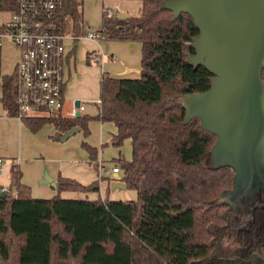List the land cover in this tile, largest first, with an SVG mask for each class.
I'll list each match as a JSON object with an SVG mask.
<instances>
[{
	"label": "trees",
	"instance_id": "16d2710c",
	"mask_svg": "<svg viewBox=\"0 0 264 264\" xmlns=\"http://www.w3.org/2000/svg\"><path fill=\"white\" fill-rule=\"evenodd\" d=\"M52 1L47 30L82 36L84 0ZM140 1L138 17L103 14L99 31L101 41L141 44L138 79L103 76L95 118L21 119L32 133L51 124L56 141L73 128L87 137L94 119L112 123L111 145L129 140L132 155L129 162H113L122 172L114 181L136 192V200L62 199L63 192H99L98 181L81 186L62 178L57 196L36 199L18 167H11L10 193L0 198V264H264V200L243 216L219 203L233 188L234 172L213 164L216 135L198 118L187 120L180 101L210 89L211 73L188 63L199 29L189 14L174 17L164 8L175 0ZM16 9V0H0V13ZM0 77L5 115L16 118V74ZM82 148L96 162V148Z\"/></svg>",
	"mask_w": 264,
	"mask_h": 264
},
{
	"label": "crops",
	"instance_id": "0c3cea01",
	"mask_svg": "<svg viewBox=\"0 0 264 264\" xmlns=\"http://www.w3.org/2000/svg\"><path fill=\"white\" fill-rule=\"evenodd\" d=\"M131 4L134 8L133 11L130 10ZM106 9H110L113 14H115L114 10H117L118 14L116 16H124L125 18L138 17L141 11V1L84 0L82 6L83 33L87 30L93 32L100 31L102 16ZM0 14L2 15L0 18L1 28L9 21L10 16ZM78 44L70 54V59H68L64 70L65 85L60 116L65 119H72L77 114L79 116L84 114L91 104L97 106L99 110V88L103 76L116 79H138L140 77V43L90 42L91 48L82 54V58L77 63L76 51ZM94 57H98L99 61L94 62ZM0 58L1 76L12 75L15 69L17 54L11 43L7 41L2 43ZM87 86H95L96 92L90 94L88 88H83ZM81 88L83 89L80 92L79 89ZM1 94L2 79L0 77V97ZM76 102H79L80 106L84 107L83 111L80 112L79 107L75 106ZM32 117L41 116L34 114ZM108 125L111 128L106 134L105 126ZM89 127L90 129L96 128L93 124H90V126L88 124V129ZM80 133H82L81 130L78 134ZM100 133L101 135L98 140L89 142L98 151L97 160L93 162L95 163L94 167V164L88 158V154L80 149V139L74 138L76 139V144L67 149L63 145L72 137L65 142L54 140L53 138L56 136L57 130L51 124H46L37 133H32L17 118L6 117L0 102V159L6 164L5 175L0 177V185H8L9 169L15 166L21 171V183L30 189L33 198L50 199L57 196L58 193L50 186L41 183L45 173L55 183L59 178H62L74 180L81 186H88L98 181L96 168L100 164L102 175L100 181H98V193L63 192L59 196L62 199L69 200L86 199L94 201L98 198L102 200L107 197L112 201H135L137 196L134 191L115 188L109 192L110 186L114 183H119L114 180L122 177L121 171L119 173H112V169L105 168V162L108 161L109 157H104V151H107L106 148L108 145H111V139L116 134V128L112 123L100 122ZM118 149L115 148V150ZM116 153L114 154L116 155ZM39 156H41V159H38ZM103 171L106 174H103ZM103 190H105L104 193Z\"/></svg>",
	"mask_w": 264,
	"mask_h": 264
},
{
	"label": "water",
	"instance_id": "95a60500",
	"mask_svg": "<svg viewBox=\"0 0 264 264\" xmlns=\"http://www.w3.org/2000/svg\"><path fill=\"white\" fill-rule=\"evenodd\" d=\"M191 1L192 3L182 10L170 9L168 4L173 1L165 2L164 8L172 10L174 17L187 13L193 18L200 32L199 37L204 39V51L199 62L195 63L194 56H191L188 63L194 67L204 66L212 78L209 91L199 95H188V102L183 106L187 120L196 117L200 122L203 116L202 108L212 107L220 133L207 130L201 124L205 130L217 137L211 160L215 166L232 167V162L223 153L227 146L237 151L239 147L245 145V136L257 134L259 131L264 135V85L259 83L261 71L264 69V0ZM196 40L197 38L194 39ZM194 49L196 54L195 45ZM246 62L249 63L247 71L244 70ZM252 80L262 94L261 108L252 101L249 93ZM79 105V102L75 103L76 107ZM78 116L79 114L76 115ZM79 132V128H73L59 141L65 142ZM262 144L256 153L260 154L264 149V140ZM215 150L221 151L222 157H225L224 161L214 163ZM260 159L261 156L253 161L251 166L257 167ZM241 170L244 171L242 168L236 170L232 188L234 191H239L236 178ZM41 183L56 188V183L46 173ZM115 188L126 189L120 183L111 186L112 190ZM4 197L0 195V198Z\"/></svg>",
	"mask_w": 264,
	"mask_h": 264
},
{
	"label": "built area",
	"instance_id": "2783aa9c",
	"mask_svg": "<svg viewBox=\"0 0 264 264\" xmlns=\"http://www.w3.org/2000/svg\"><path fill=\"white\" fill-rule=\"evenodd\" d=\"M124 1V0H117ZM52 0H16V11L2 26L0 48L4 41L12 44L17 60L14 72L18 81L17 119L36 116H60L65 85L64 70L70 54L81 41H101L99 32L87 30L82 36L51 33L44 21L52 16ZM104 14L115 17L110 9ZM99 61L94 57V62ZM79 111L84 107L79 106ZM6 164L0 159V177L5 175ZM97 170L101 171L100 164ZM112 173H119L116 167ZM98 181L100 178L98 176ZM8 185H0V195H9Z\"/></svg>",
	"mask_w": 264,
	"mask_h": 264
},
{
	"label": "rangeland",
	"instance_id": "374dc122",
	"mask_svg": "<svg viewBox=\"0 0 264 264\" xmlns=\"http://www.w3.org/2000/svg\"><path fill=\"white\" fill-rule=\"evenodd\" d=\"M137 1L138 0H135V2H137ZM191 3H192L191 0H177V1L170 2L168 4V7H170V9H172L173 11H178V10H182V9L187 8L188 5H190ZM132 6L133 5L131 4V6H130L131 7L130 8L131 11L134 10V8ZM114 13H115L114 15H117L118 14L117 10H114ZM6 16H9V15L6 14ZM1 17H2V15L0 14V18ZM198 37H197V40L194 41V45H195V47L197 49V53L194 55V62L195 63L199 62V60L201 59L202 53L204 51V39H203V37H199V38ZM77 47L78 48H77V51H76V61L78 63L80 61V59L82 58V54L85 51H87L88 49L91 48L90 41L89 42L81 41L78 44ZM84 58H85V56H84ZM247 62L244 65V70L245 71H247L248 65H249V63H247ZM83 88H88L90 94H93L94 92H96L95 86H87V87H83ZM83 88L79 89L80 92L82 91ZM249 93L252 96V101H254L258 105L259 108L263 107L262 96H261L262 94L259 91L258 86L255 85L253 80L251 81V86H250V92ZM180 101H181V103L183 105H185L188 102V96L182 97L180 99ZM211 108H208V107H203L202 108L201 111L203 113V116L201 117V124H202V126L205 129L213 131V132L218 134V133H220L221 130L219 128H217V124L215 123V120H214L215 116L213 115V110ZM82 115L90 117V118H95L98 115V107L93 105V104H91L87 108V111L84 114H82ZM90 124L95 125L96 128L95 129H90V127H89V129H88L89 135L87 137H85L84 133L81 131L82 133L74 135L63 146H65V148L67 147V149H68L69 147H71L74 144H76V139H74V138H77V139H80L79 147H80V149L82 151L86 152L82 148V143H85L88 146L93 148V146L90 145L89 142L93 141V140H98L102 132L100 133V121L94 119V120H92L89 123V126H90ZM110 128H111L110 125L105 126V133L106 134L108 133ZM106 149H107V151H104V157H109L108 161L105 162V168L106 169L111 170L112 166H115L113 162L115 160L119 159V158H121L123 161H126V162H129V160L131 161V158H132L131 145H130L129 141H127V140L124 141V143L122 144V146L118 150H115V147L113 148V146H111V145L110 146L108 145V147ZM115 152H117L116 155L114 154ZM260 154H257L259 157L261 156L260 163L257 165V167L259 168V171H257V167H252L251 166V172L254 175V177L258 180L259 185H261V187H263L262 190L264 192V149H262V152H260ZM38 159H41V156H39ZM112 159H114V160H112ZM224 160H225V157H222L221 151L220 150H215V152H214V163L217 164L219 161H224ZM93 164H94V167H95V163H93ZM239 164L242 165V163H239ZM104 171H105V169H104ZM104 171H103V174H106ZM96 172L98 173L99 178H101L102 171H100V173H99V171L96 168ZM255 189L257 190V188L254 187V190ZM104 191L105 190H103V193H104ZM110 191H111V186L109 187V192ZM241 200H243V198L241 197V193L238 190L234 191L232 189L231 191H228V192L224 193L220 197L219 203H226L228 205H231V204H233L235 202H238V201H241Z\"/></svg>",
	"mask_w": 264,
	"mask_h": 264
},
{
	"label": "flooded vegetation",
	"instance_id": "af4514ba",
	"mask_svg": "<svg viewBox=\"0 0 264 264\" xmlns=\"http://www.w3.org/2000/svg\"><path fill=\"white\" fill-rule=\"evenodd\" d=\"M259 83L264 85V69L261 71ZM244 140L246 143L245 145H242V147H239L240 149L242 148L241 150L238 148L237 151H234L227 146L225 152H223L234 166H230V169L234 172V179L237 168H242L244 170H241L239 176L236 178L238 189L243 200L229 205L230 212L236 216L248 214L250 212V207L257 202L264 200L263 187L259 185V182L254 175L251 176V165L253 161L259 157L256 151L262 147L264 135L259 131L257 134L249 135L248 137L245 136ZM239 163H242V165ZM254 187L257 188V190H254ZM257 262H259V260Z\"/></svg>",
	"mask_w": 264,
	"mask_h": 264
},
{
	"label": "bare ground",
	"instance_id": "6f19581e",
	"mask_svg": "<svg viewBox=\"0 0 264 264\" xmlns=\"http://www.w3.org/2000/svg\"><path fill=\"white\" fill-rule=\"evenodd\" d=\"M80 106V105H79Z\"/></svg>",
	"mask_w": 264,
	"mask_h": 264
}]
</instances>
